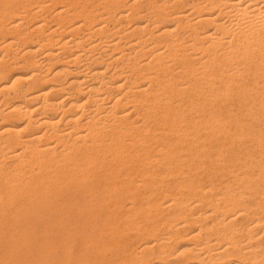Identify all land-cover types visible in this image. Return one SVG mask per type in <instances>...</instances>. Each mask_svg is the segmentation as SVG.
<instances>
[{"label": "bare ground", "instance_id": "6f19581e", "mask_svg": "<svg viewBox=\"0 0 264 264\" xmlns=\"http://www.w3.org/2000/svg\"><path fill=\"white\" fill-rule=\"evenodd\" d=\"M0 264H264V0H0Z\"/></svg>", "mask_w": 264, "mask_h": 264}]
</instances>
